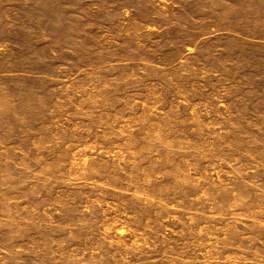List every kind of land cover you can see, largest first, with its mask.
<instances>
[{
    "label": "rangeland",
    "instance_id": "374dc122",
    "mask_svg": "<svg viewBox=\"0 0 264 264\" xmlns=\"http://www.w3.org/2000/svg\"><path fill=\"white\" fill-rule=\"evenodd\" d=\"M0 264H264V0H0Z\"/></svg>",
    "mask_w": 264,
    "mask_h": 264
}]
</instances>
